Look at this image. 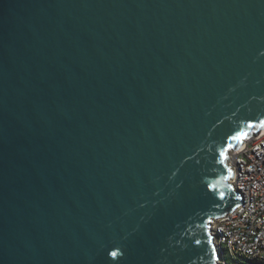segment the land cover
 <instances>
[{"label":"water","instance_id":"water-1","mask_svg":"<svg viewBox=\"0 0 264 264\" xmlns=\"http://www.w3.org/2000/svg\"><path fill=\"white\" fill-rule=\"evenodd\" d=\"M263 128L264 0H0V264H220Z\"/></svg>","mask_w":264,"mask_h":264},{"label":"built area","instance_id":"built-area-1","mask_svg":"<svg viewBox=\"0 0 264 264\" xmlns=\"http://www.w3.org/2000/svg\"><path fill=\"white\" fill-rule=\"evenodd\" d=\"M233 185L241 191L242 204L214 221L212 234L220 264L264 262V128L233 151ZM228 256H230L228 258Z\"/></svg>","mask_w":264,"mask_h":264},{"label":"trees","instance_id":"trees-1","mask_svg":"<svg viewBox=\"0 0 264 264\" xmlns=\"http://www.w3.org/2000/svg\"><path fill=\"white\" fill-rule=\"evenodd\" d=\"M261 127H262V125H258L257 127L253 128L252 132L257 131V130H258L259 128H261Z\"/></svg>","mask_w":264,"mask_h":264},{"label":"rangeland","instance_id":"rangeland-1","mask_svg":"<svg viewBox=\"0 0 264 264\" xmlns=\"http://www.w3.org/2000/svg\"><path fill=\"white\" fill-rule=\"evenodd\" d=\"M230 256H228V258H229ZM255 263H257V264H264V262H260V261H254Z\"/></svg>","mask_w":264,"mask_h":264}]
</instances>
